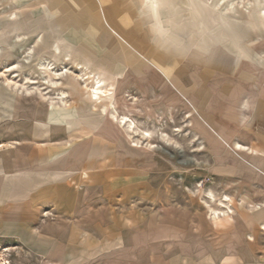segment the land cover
<instances>
[{
	"label": "rangeland",
	"instance_id": "rangeland-1",
	"mask_svg": "<svg viewBox=\"0 0 264 264\" xmlns=\"http://www.w3.org/2000/svg\"><path fill=\"white\" fill-rule=\"evenodd\" d=\"M83 1L96 14V22L88 10L81 15L75 0H0V148L11 140L13 124H35L28 117L14 116L15 112L36 108L62 112L70 91L81 98L71 100V105L95 108L100 135L109 132L133 145L135 139L111 115L112 96L96 105L90 99L88 86L77 76L87 69V84L97 77L110 92L115 89L117 112L134 119L139 131L151 133L147 139L139 136L134 156L149 174L151 188L158 189L159 203L166 210L165 226L186 234L190 228L201 240H131V245L112 253L96 251L95 240L73 244L64 240L67 248L57 255L39 240H0V264H264V229L252 231L247 198L238 192L242 170L237 164L252 162L232 148L240 131L237 97L232 93L239 82H250L249 88L264 82V66L253 64L254 55L264 59V0ZM106 10L118 29L131 32L152 53L131 52L107 27ZM120 46L133 57L127 64L122 62ZM148 77L166 84L165 77L174 79L186 87V94L158 101L154 90L142 94L125 82ZM152 87L158 91L160 86ZM61 91L67 94L64 101ZM188 95L196 101H188ZM205 116L223 127L230 140ZM71 117L62 114L49 120L67 124ZM73 120H79L77 112ZM262 127L255 122L250 129L256 132ZM224 194L231 198L232 212L212 218L209 207H217ZM115 211L122 214L118 208ZM42 217L53 215L43 211ZM238 226L244 243L234 240L241 235ZM222 235L229 240H220ZM226 255L236 259L226 261Z\"/></svg>",
	"mask_w": 264,
	"mask_h": 264
},
{
	"label": "crops",
	"instance_id": "crops-1",
	"mask_svg": "<svg viewBox=\"0 0 264 264\" xmlns=\"http://www.w3.org/2000/svg\"><path fill=\"white\" fill-rule=\"evenodd\" d=\"M75 1L84 17L90 8L83 6V0ZM105 14L104 20L111 33L131 52L137 55L152 53V48L139 44L131 32L118 29L112 13L106 10ZM87 15L96 22L95 13L90 11ZM131 27L136 28L135 24ZM63 46L73 49L67 43ZM120 47L118 51L122 53V62L127 64L133 57L124 46ZM253 64L264 66V59L254 55ZM165 78L168 84L161 79L155 82L149 77L125 82L135 85L142 94L147 95L151 89L154 90L152 94L158 101H164L170 95V99L175 100L179 95L186 94V87L181 83ZM253 84L249 88L250 82H239L232 96L237 97L240 117L237 120L240 127L237 140L249 145L255 152L239 154L252 163L238 162L242 173L237 178L238 192L247 198L248 211L252 215V222L248 224L256 232L257 229H264V127L256 132L250 128L255 122L264 124V82ZM154 85L160 86L158 91L152 87ZM191 89L197 90L196 87ZM76 94L68 92L69 104L62 106V112L36 108L29 112L20 109V112L14 113V116L35 120V124L26 121L13 124L8 137L11 140L3 144L5 149L0 148V240H15L17 243L39 240L44 246L49 244L47 251L51 255L64 252L67 248L63 246L64 240L68 244L76 240H95L92 241L96 244L95 250L103 253L118 252L122 247L131 245V240H201L196 237V232H190V228L185 230L186 234L178 228L165 226V206L159 203L158 189L151 188L149 174L138 165L134 145L113 137L109 132H106L108 135H100L96 130L95 108L82 110L71 105V100L81 99ZM193 98L188 95V101H196ZM90 104L88 101V106ZM74 111L78 113V123L73 120ZM62 114H66L68 119L72 116L67 124L49 120H58ZM204 119L230 140L225 129H219L210 116ZM39 122L46 125L41 126ZM155 201L156 205L153 204ZM117 208L122 213L119 216L115 211ZM43 211L51 212L53 218L42 217ZM172 217L177 222L178 217ZM237 229L238 232L240 229L241 235L235 236L234 240L244 243L241 227ZM204 240L213 239L205 237ZM220 240L229 239L222 235ZM233 259L236 257L226 255L224 260Z\"/></svg>",
	"mask_w": 264,
	"mask_h": 264
},
{
	"label": "bare ground",
	"instance_id": "bare-ground-1",
	"mask_svg": "<svg viewBox=\"0 0 264 264\" xmlns=\"http://www.w3.org/2000/svg\"><path fill=\"white\" fill-rule=\"evenodd\" d=\"M87 69H84V71ZM83 70L79 71V73L77 74V76L81 77L84 81H85V85L88 86L89 88V97L91 100L94 101L95 105L96 103H100L102 101L103 98H105L106 96L111 95L113 100L110 103V108H111V115L114 119H116V122L119 123L120 125H122L126 132L128 133L129 136L133 137L135 139V143L133 145H137L139 142V136H141V138H150L151 137V133L149 130H142L139 131L136 127L135 124V120L130 118L128 115L125 114H119L116 110L115 107V102H114V92L115 89L113 91H109L108 88H106V86L103 85L102 80L99 78H92V82L90 85L87 84L86 79L89 77V75L85 76L86 72H84ZM55 85V84H54ZM60 99L61 101H64V99L66 98L67 94L64 91H61L60 93ZM105 109V108H103ZM176 131V130H175ZM134 136H138L137 138ZM223 139V137H221ZM232 148L234 149L235 152H246L249 154H255L254 150H252L249 146L244 145L238 141H234L232 143ZM213 198V195H212ZM230 196H228L227 194L222 195L220 198H218V203H217V207L212 208L209 207L210 210V214L212 216V218H217L219 215H227L229 213L232 212L231 206L229 205L230 203ZM264 226V224H263ZM251 237V236H250Z\"/></svg>",
	"mask_w": 264,
	"mask_h": 264
}]
</instances>
